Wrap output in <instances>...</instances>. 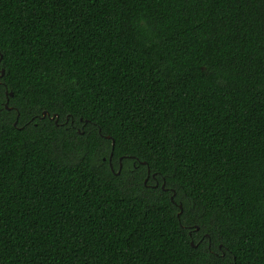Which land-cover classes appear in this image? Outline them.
Here are the masks:
<instances>
[{
  "label": "trees",
  "instance_id": "obj_1",
  "mask_svg": "<svg viewBox=\"0 0 264 264\" xmlns=\"http://www.w3.org/2000/svg\"><path fill=\"white\" fill-rule=\"evenodd\" d=\"M0 52V264H264V0H0Z\"/></svg>",
  "mask_w": 264,
  "mask_h": 264
},
{
  "label": "water",
  "instance_id": "obj_2",
  "mask_svg": "<svg viewBox=\"0 0 264 264\" xmlns=\"http://www.w3.org/2000/svg\"><path fill=\"white\" fill-rule=\"evenodd\" d=\"M0 55H1V59H0V61L2 60V58H3V55H2V53L0 52ZM2 71V73H1V75L0 76H3L4 74H5V70L4 69H2L1 70ZM11 95H13V93H11ZM44 115L46 116L47 115V113L45 112L44 113ZM54 118V117H53ZM108 138H110V136H108ZM155 176V175H154ZM146 183H147V180H146Z\"/></svg>",
  "mask_w": 264,
  "mask_h": 264
},
{
  "label": "flooded vegetation",
  "instance_id": "obj_3",
  "mask_svg": "<svg viewBox=\"0 0 264 264\" xmlns=\"http://www.w3.org/2000/svg\"><path fill=\"white\" fill-rule=\"evenodd\" d=\"M154 178H156L155 176H153ZM157 182V181H156ZM158 183V182H157Z\"/></svg>",
  "mask_w": 264,
  "mask_h": 264
}]
</instances>
